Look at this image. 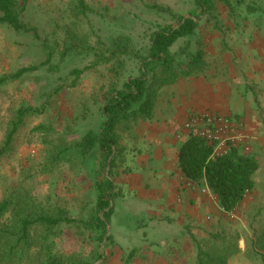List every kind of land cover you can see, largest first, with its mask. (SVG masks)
Masks as SVG:
<instances>
[{
	"label": "rangeland",
	"instance_id": "obj_1",
	"mask_svg": "<svg viewBox=\"0 0 264 264\" xmlns=\"http://www.w3.org/2000/svg\"><path fill=\"white\" fill-rule=\"evenodd\" d=\"M16 1L22 21L36 29V34L19 32L0 22V78L32 65H38L39 69L0 83V146L20 108H33L37 113L24 116L9 151L0 160V201L6 188L25 187L40 202L61 207L81 222L97 210L100 187L110 168L109 160L105 166L99 147L84 159L73 156V166L61 154L62 149L72 147L88 131H99L103 119L91 98L96 74L87 67L98 60L99 52L115 48L120 37H128L132 49L146 54L151 34L167 25L176 28L181 16L197 19L204 29L215 30L217 26L204 24L206 17L195 0ZM257 4L254 0H242L240 12L248 15ZM219 9L226 16V8L221 5ZM184 38L175 43L173 51L193 46L190 39L186 43ZM49 54L50 62L41 65ZM139 66L140 62L129 55L101 68L109 75L110 68L124 70L127 77L138 74ZM263 144L264 141L256 150L262 166L257 187L231 211L221 229L206 231L205 237L198 239L192 258L197 256L200 246L216 253L230 249L233 253L227 264H264ZM252 151L251 146L249 152ZM121 193L116 192V196ZM148 207L145 201L129 197L112 200L105 211L113 209L114 216L103 242L90 240V231L80 223L64 224V232L57 239L58 249L92 264H138L135 262L138 255L132 258L126 252L122 257L121 252L127 246L142 245L144 230L138 227L140 221L131 211H144ZM176 229L179 233L180 229Z\"/></svg>",
	"mask_w": 264,
	"mask_h": 264
},
{
	"label": "trees",
	"instance_id": "obj_2",
	"mask_svg": "<svg viewBox=\"0 0 264 264\" xmlns=\"http://www.w3.org/2000/svg\"><path fill=\"white\" fill-rule=\"evenodd\" d=\"M195 1L200 13L206 17L204 24L220 27L219 29L227 28L226 23L231 26L238 24V18L242 14L239 6L242 0ZM221 5L226 8V16L219 9ZM17 7L16 0H0V22L19 32L36 34V29L22 21ZM177 24L176 28L167 25L155 30L151 34V43L146 54L132 49L128 37H120L115 48L99 52L98 60L93 66L87 67L94 69L96 74L91 98L103 119L99 131H88L72 147L62 149L61 154L69 166L75 164V158H86L95 147L100 148L106 160L105 166L113 155L108 176L103 178L100 187L97 210L88 219L78 222L65 209L40 202L34 192L25 187L6 188L4 198L0 201V264H92L80 256L59 250L57 239L64 232V224L72 226L73 223H80L85 230L90 231V240L103 242L113 215V209L105 210L117 195L112 190L116 184L115 170L118 167L117 152L120 150L121 138L130 133L138 121L153 117L164 87L202 69L204 57L200 51L191 52L187 46L172 50L180 38H193L200 27V21L181 16ZM129 55L140 62L136 75L129 74L126 77L124 70L113 68H110L109 75L101 68L104 64L117 59L123 60ZM50 57L51 54L41 65L50 62ZM37 69L38 65L21 68L13 74L1 77L0 83L19 79L24 73ZM28 113L36 114L37 110L20 108L17 111V119L12 121L11 129L0 146V160L9 151L14 135ZM212 153L213 144L191 133L189 140L180 149V169L192 182L205 183L224 210L234 211L255 186L254 176L261 169L258 152H245L236 147L223 156L211 159ZM139 250H133L130 257L133 258ZM229 250H219L216 253L203 250L199 246L196 264H227L229 255L233 253Z\"/></svg>",
	"mask_w": 264,
	"mask_h": 264
},
{
	"label": "crops",
	"instance_id": "obj_3",
	"mask_svg": "<svg viewBox=\"0 0 264 264\" xmlns=\"http://www.w3.org/2000/svg\"><path fill=\"white\" fill-rule=\"evenodd\" d=\"M254 1L257 6L239 16L238 24L200 26L193 38H184L193 42L191 52L203 54L202 69L164 87L153 117L138 121L121 138L112 192L122 193L114 200L129 197L149 205L131 211L144 230L142 245L121 246L122 257L140 249L138 264H192L198 239L230 217L205 183L184 176L180 149L191 135L185 124L205 112L242 124L253 151L264 141V0ZM261 171L262 166L254 176L256 187Z\"/></svg>",
	"mask_w": 264,
	"mask_h": 264
},
{
	"label": "built area",
	"instance_id": "obj_4",
	"mask_svg": "<svg viewBox=\"0 0 264 264\" xmlns=\"http://www.w3.org/2000/svg\"><path fill=\"white\" fill-rule=\"evenodd\" d=\"M185 128L213 144L211 159L227 154L231 148L237 147L245 152L251 149L250 139L242 124L225 115L201 113L192 117ZM206 191L214 194L209 187Z\"/></svg>",
	"mask_w": 264,
	"mask_h": 264
},
{
	"label": "water",
	"instance_id": "obj_5",
	"mask_svg": "<svg viewBox=\"0 0 264 264\" xmlns=\"http://www.w3.org/2000/svg\"><path fill=\"white\" fill-rule=\"evenodd\" d=\"M186 18H189V17H188V16H185V19H186ZM111 160H112V157L109 159L108 167L110 166Z\"/></svg>",
	"mask_w": 264,
	"mask_h": 264
}]
</instances>
